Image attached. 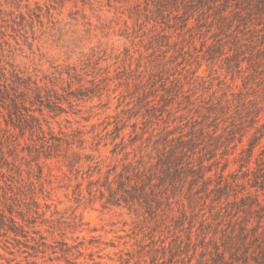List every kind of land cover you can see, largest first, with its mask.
<instances>
[{
  "label": "rangeland",
  "instance_id": "1",
  "mask_svg": "<svg viewBox=\"0 0 264 264\" xmlns=\"http://www.w3.org/2000/svg\"><path fill=\"white\" fill-rule=\"evenodd\" d=\"M119 1L0 0V68L9 73L15 70L37 82L44 95L56 96L60 108L45 112L43 127L61 143L59 149H30L34 145L30 135L17 136L23 177L34 183L49 220L38 229L53 247L38 252L22 246L15 255L0 248L6 259L68 264L80 251L79 264H121L123 260L134 264L139 251L150 242L148 228L157 227L144 219L141 208L107 203V180L116 186L124 169L154 171L162 153L185 149L191 140L199 144L196 162L200 157L207 165L216 161L210 173L212 187L219 174L241 175L239 158L253 130L242 142L239 131L218 137L226 124L214 134L215 122L207 115L206 107L216 97L231 94L225 83L232 84L219 64L211 65L202 58L203 35L209 37L213 31L205 24L188 32L173 21L154 22V18L137 16L132 7L136 0ZM150 74L156 75L155 80L141 86V82L147 84ZM196 76L200 77L197 90L188 84ZM168 80L175 81L171 88L176 96L171 100L161 97ZM255 81L250 82L249 92L261 99L264 80ZM232 85L238 93L243 90V79L237 77ZM232 120V124L238 121ZM0 122L4 126L1 118ZM263 149L257 147L251 168L256 167ZM37 163L43 170L41 181ZM244 183L246 180H238L231 202L246 195ZM189 186L185 183L166 191L177 201L174 213L185 206L196 227L201 220L194 215L197 213H205L213 222L210 211H220L219 207L212 210L214 194L209 198L200 194L204 200L190 208ZM235 207L230 204L227 210ZM240 215L243 218V212ZM62 243L71 247L67 259L60 252L66 247ZM0 262L6 264L4 259Z\"/></svg>",
  "mask_w": 264,
  "mask_h": 264
},
{
  "label": "trees",
  "instance_id": "2",
  "mask_svg": "<svg viewBox=\"0 0 264 264\" xmlns=\"http://www.w3.org/2000/svg\"><path fill=\"white\" fill-rule=\"evenodd\" d=\"M132 7L137 16L154 18V22L173 21L188 32L203 24L209 26L213 32L209 37L203 35V60L211 65L219 64L226 73L225 78L229 76L232 84L238 77L243 79L244 85L243 90L236 93L232 84L225 83L231 94H225L219 100L216 97V101L206 107L208 117L215 122L214 134L223 123L226 124L224 133L217 136H232L239 131L242 133L239 142H242L244 136L253 130L248 146L239 158L241 175L219 174L213 187L214 177L210 173L216 161L207 165L200 157L196 162L194 156L199 144L194 140L186 143L185 149L162 153L154 171L145 173L124 169L125 173H120L115 181L116 186L107 180V203L118 207L125 203L130 208H141L144 219L151 220L157 227L148 228L146 237L149 235L150 242L139 251L134 264H264V200L260 195V192L264 195V149L259 153L256 167L250 166L257 147L262 145L264 148V95L259 99L256 93L249 92L252 88L250 82L264 80V0H136ZM149 77L147 84L141 82L140 85L151 84L156 75L150 74ZM199 79L196 76L188 84L197 90ZM174 82L168 80L164 84L166 94L161 97L165 100L176 96V91L171 88ZM42 91L37 82L26 80L15 70L9 73L0 68V118L4 122V126L0 122V248L10 255L17 253L16 248L20 252L23 248L38 251L53 247L38 229L49 220L42 211L34 183L23 177L22 157L16 151L20 146L18 135L22 138L30 135L34 142L30 149H59L61 146L43 127L48 114L45 112L50 114L60 108L58 99L48 93L44 95ZM151 101H147L148 104ZM236 118L238 121L232 124V119ZM37 168L41 171L38 178L41 181L43 170L39 163ZM240 178L246 180L242 185L247 193L240 200L231 202L230 197L235 195L234 188ZM185 183L190 184L187 192L190 208L204 200L200 194L205 193L207 197L214 194L212 210L219 207L220 211H210L213 222L205 213H197L194 215H200L201 220L196 227L190 223L185 206L178 214L174 213L173 205L177 201L166 191ZM225 204L227 207L235 204L236 207L228 211ZM228 217L230 219H226ZM226 222L229 226L225 225ZM215 224L217 228L212 227ZM31 233L39 235V240ZM1 240L6 244L1 245ZM62 244L66 247L60 252L67 259L71 247ZM79 256L72 262L67 261L68 264H79ZM3 259L6 264H37L23 263L16 258L6 259L0 253V260ZM121 264H131V261L123 260Z\"/></svg>",
  "mask_w": 264,
  "mask_h": 264
}]
</instances>
